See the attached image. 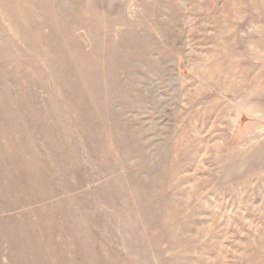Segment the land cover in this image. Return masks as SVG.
I'll list each match as a JSON object with an SVG mask.
<instances>
[{
  "label": "rangeland",
  "instance_id": "1",
  "mask_svg": "<svg viewBox=\"0 0 264 264\" xmlns=\"http://www.w3.org/2000/svg\"><path fill=\"white\" fill-rule=\"evenodd\" d=\"M0 264H264V0H0Z\"/></svg>",
  "mask_w": 264,
  "mask_h": 264
}]
</instances>
